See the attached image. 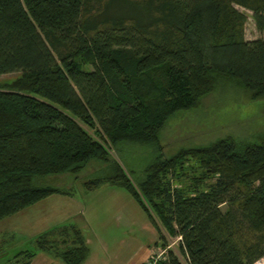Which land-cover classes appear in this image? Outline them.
Masks as SVG:
<instances>
[{
	"label": "trees",
	"instance_id": "obj_1",
	"mask_svg": "<svg viewBox=\"0 0 264 264\" xmlns=\"http://www.w3.org/2000/svg\"><path fill=\"white\" fill-rule=\"evenodd\" d=\"M238 6L264 33V0H0V74H20L0 86V221L70 194L38 178L97 163L84 188L128 191L158 230L159 264L263 255L264 130L209 132L167 157L160 144L206 97L264 103V37L245 38ZM129 153L150 156L141 172L119 163ZM35 247L10 264L39 251L65 264L89 254L74 224L41 232Z\"/></svg>",
	"mask_w": 264,
	"mask_h": 264
},
{
	"label": "rangeland",
	"instance_id": "obj_2",
	"mask_svg": "<svg viewBox=\"0 0 264 264\" xmlns=\"http://www.w3.org/2000/svg\"><path fill=\"white\" fill-rule=\"evenodd\" d=\"M245 12V38L248 40L264 37L254 25L252 12L238 6ZM19 72L0 74V86L9 84L19 77ZM244 98L214 96L204 98L201 107L192 112L185 113L181 117L171 120L165 129L164 136L160 135V144L163 147V156L167 157L190 143L208 139V133L234 132L237 135L255 133L264 130V103L259 101L244 102ZM213 102H219L215 105ZM163 132V131H162ZM128 162L117 155V159L123 168H132L141 172L147 160L148 153L125 154ZM94 162V161H91ZM102 166L91 163L78 175L53 174L38 178L40 185L53 186L70 191V195H55L46 200L43 199L20 212L8 216L0 221V264H10L13 256L20 250H35V239L43 231L59 225L74 224L82 229L86 239L90 240L89 247L92 251V259L102 263L111 260L121 250L120 240L134 242L132 249L121 258L119 264H129L128 257L136 252L138 244L153 246L158 240L157 230L149 233L129 228L123 224L122 218L128 206L138 208L137 203L128 191L122 187L102 184L94 190L84 188V182L101 174ZM225 209V207H222ZM136 218H143L139 212ZM146 220V218H145ZM167 237V247L178 254V242ZM141 245V244H140ZM63 249V247H62ZM162 249V248H159ZM142 248L137 250L141 253ZM46 252H37V258L46 256Z\"/></svg>",
	"mask_w": 264,
	"mask_h": 264
},
{
	"label": "crops",
	"instance_id": "obj_3",
	"mask_svg": "<svg viewBox=\"0 0 264 264\" xmlns=\"http://www.w3.org/2000/svg\"><path fill=\"white\" fill-rule=\"evenodd\" d=\"M55 195H57V194H53V195L47 197L46 200L49 199L50 197L55 196ZM58 195H60V194H58ZM62 195H70V194H62ZM137 205H138V208H136L132 205L128 206L129 209H127L126 213H124V216H123L121 222L123 224H126L129 228H132V226H131L132 224L134 225L133 228H135V224H137L138 225L137 230L142 231V232H146V233H149V231L152 232L154 229H156L155 225L151 222L147 213L140 207V205L138 203H137ZM138 212L141 215H143V218H139V219L136 218V214ZM145 218H146V220H145ZM157 233H158V230H157ZM158 238H159V233H158ZM141 242H140L141 245L138 244V249L140 248V246L142 248L141 253L137 252V250H138L137 249L134 254L129 256L128 260H127L129 262V264H146V261L149 258V256L152 253H154L155 251H157L159 248H162L160 245L159 239L154 241L153 246L145 245ZM86 243L89 247L90 240L86 239ZM120 244L122 246L120 248L121 250L118 251V254L114 255L111 260H107V261L102 262V263L97 262L96 259H92V251L89 247V254L81 264H119L121 262V258L122 257L124 258L125 255L127 253H129V251L132 249V247L134 246V242L121 239ZM45 255L46 256H43L40 258H37L38 256L36 255L32 259L30 264H65L60 258H58L52 254H49L46 252Z\"/></svg>",
	"mask_w": 264,
	"mask_h": 264
},
{
	"label": "built area",
	"instance_id": "obj_4",
	"mask_svg": "<svg viewBox=\"0 0 264 264\" xmlns=\"http://www.w3.org/2000/svg\"><path fill=\"white\" fill-rule=\"evenodd\" d=\"M165 249H158L152 253L146 261V264H159L160 260L164 258ZM252 264H264V254L254 260Z\"/></svg>",
	"mask_w": 264,
	"mask_h": 264
}]
</instances>
